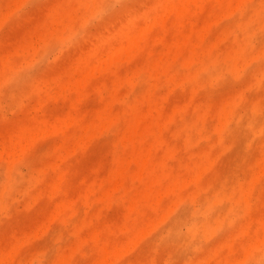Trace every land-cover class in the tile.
Instances as JSON below:
<instances>
[{
    "label": "rangeland",
    "instance_id": "374dc122",
    "mask_svg": "<svg viewBox=\"0 0 264 264\" xmlns=\"http://www.w3.org/2000/svg\"><path fill=\"white\" fill-rule=\"evenodd\" d=\"M0 264H264V0H0Z\"/></svg>",
    "mask_w": 264,
    "mask_h": 264
}]
</instances>
